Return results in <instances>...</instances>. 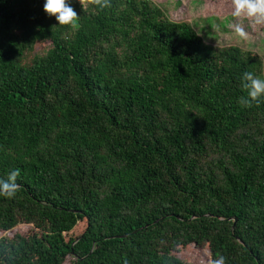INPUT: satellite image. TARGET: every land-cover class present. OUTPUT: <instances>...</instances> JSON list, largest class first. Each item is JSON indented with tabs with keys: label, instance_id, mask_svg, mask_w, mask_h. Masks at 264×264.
<instances>
[{
	"label": "trees",
	"instance_id": "1",
	"mask_svg": "<svg viewBox=\"0 0 264 264\" xmlns=\"http://www.w3.org/2000/svg\"><path fill=\"white\" fill-rule=\"evenodd\" d=\"M68 2L76 28L0 0V233L36 227L2 233L0 264H264V98L238 102L262 55L151 0Z\"/></svg>",
	"mask_w": 264,
	"mask_h": 264
},
{
	"label": "clouds",
	"instance_id": "2",
	"mask_svg": "<svg viewBox=\"0 0 264 264\" xmlns=\"http://www.w3.org/2000/svg\"><path fill=\"white\" fill-rule=\"evenodd\" d=\"M79 3L83 10L89 6L100 9L110 7V0H79ZM231 4L233 6L232 15L237 21L248 20L254 25L264 26V0H231ZM43 7L49 17H55L58 25L77 27L79 15L68 0H45ZM233 28L235 34L242 40L249 38V34L242 23H235ZM242 80L244 81L242 87L247 90V97H241L238 102L245 107H251L254 102L258 104L261 98H264V79L251 72H245ZM19 176L20 170L16 169L9 173L7 180H0V196L15 197L20 188L16 182ZM211 264H225V258L220 256Z\"/></svg>",
	"mask_w": 264,
	"mask_h": 264
},
{
	"label": "rangeland",
	"instance_id": "3",
	"mask_svg": "<svg viewBox=\"0 0 264 264\" xmlns=\"http://www.w3.org/2000/svg\"><path fill=\"white\" fill-rule=\"evenodd\" d=\"M160 6L165 14L174 21L192 22L198 31L205 37V39L211 43L217 45H228V44H240L248 49L256 51L264 58V26L254 25L248 20L237 21L236 18H222L207 21L203 17L202 13L204 10L203 0H151ZM232 6V5H231ZM237 22L242 23L245 30L249 34L247 40H242L234 32L233 25ZM46 43H40L36 49H42L46 47ZM264 79V76L259 77ZM34 224L21 223L15 228L5 231L3 236H12L16 231H22L27 233L32 229H36ZM0 233V236L2 235Z\"/></svg>",
	"mask_w": 264,
	"mask_h": 264
},
{
	"label": "water",
	"instance_id": "4",
	"mask_svg": "<svg viewBox=\"0 0 264 264\" xmlns=\"http://www.w3.org/2000/svg\"><path fill=\"white\" fill-rule=\"evenodd\" d=\"M235 220H237V218H235ZM234 226H235V224H234ZM234 226H233V227H234Z\"/></svg>",
	"mask_w": 264,
	"mask_h": 264
}]
</instances>
